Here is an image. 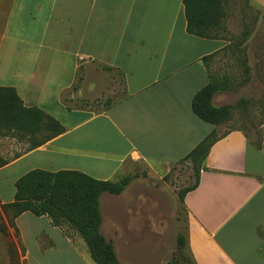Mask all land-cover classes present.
Returning a JSON list of instances; mask_svg holds the SVG:
<instances>
[{
	"label": "crops",
	"instance_id": "0c3cea01",
	"mask_svg": "<svg viewBox=\"0 0 264 264\" xmlns=\"http://www.w3.org/2000/svg\"><path fill=\"white\" fill-rule=\"evenodd\" d=\"M248 2L264 11V0ZM238 12L239 36L231 35L237 15L228 9L221 37L201 39L187 33L183 0H10L0 34V87L15 88L26 106L65 130L0 174L77 170L111 182L135 176L122 194L102 195L115 199L108 224L102 215V234L121 264H166L173 250L165 246L162 209L174 190L164 178L215 130L197 188L179 199L188 250L196 264H264V26L255 17L259 24L249 25L245 8ZM105 69L119 73L122 94L95 107L116 93ZM211 77L228 86L213 105L232 107L230 121L216 127L192 110ZM140 169L163 186H143ZM138 185L155 196L139 197ZM14 195H0L1 203ZM16 223L28 264H96L77 233L63 234L47 217L24 213ZM41 233L49 247H42L43 236L37 240ZM153 233L160 243L142 252Z\"/></svg>",
	"mask_w": 264,
	"mask_h": 264
},
{
	"label": "trees",
	"instance_id": "16d2710c",
	"mask_svg": "<svg viewBox=\"0 0 264 264\" xmlns=\"http://www.w3.org/2000/svg\"><path fill=\"white\" fill-rule=\"evenodd\" d=\"M248 1V0H247ZM229 0H183L187 33L201 39H219L224 29ZM228 89L220 79L211 77L192 100L193 113L214 127L230 121L232 107H215L213 98ZM243 100L238 102V105ZM62 124L38 107L26 106L13 87H0V137L12 135L28 143L34 150L64 132ZM218 140L216 131L206 136L185 158L196 170L193 186L179 192V199L196 189L200 168L211 147ZM8 163L1 164L0 168ZM134 176L118 182L95 179L77 170L46 171L35 169L20 177L15 183L13 202L4 207L18 218L24 213L47 217L60 231L64 226L77 233L85 242L96 264H121L114 245L102 234L101 197L122 194ZM65 234L63 231H61ZM176 254L166 264H196L187 247L185 235H179ZM182 260V261H180Z\"/></svg>",
	"mask_w": 264,
	"mask_h": 264
},
{
	"label": "rangeland",
	"instance_id": "374dc122",
	"mask_svg": "<svg viewBox=\"0 0 264 264\" xmlns=\"http://www.w3.org/2000/svg\"><path fill=\"white\" fill-rule=\"evenodd\" d=\"M235 5L232 4L231 0L229 1V5L227 11L231 12L232 10L236 12L235 20L231 21L229 26L232 28L231 35L232 37H237L240 35L241 28L237 31V27L243 24L240 18L241 15L238 12L239 8H245V12L249 14V25H252L254 22L259 24L257 21H254V17L258 19L261 26H264V11L257 8L255 5H252L246 0H235ZM9 2L6 1V4L0 8V34L2 32L4 21L6 14L9 10ZM247 10V11H246ZM107 70L105 72L109 73L110 78L113 80V84L115 86V94H108L107 97L102 99L100 103H94L95 107H100L101 105H108L114 99L121 97L122 94V80L119 73L114 70ZM241 101V100H240ZM236 125V124H235ZM233 127L234 124L228 126ZM218 136V135H217ZM29 152L28 143L26 141L18 140L12 135L7 137H0V165L6 163H11L16 158L20 157ZM4 167V166H3ZM2 168V167H1ZM0 168V169H1ZM198 166H194L190 160H182L172 168L170 173L164 178V181L172 186L174 193L167 192L166 200L169 202V206L162 209V215L166 220L167 231L165 233V246L170 250H173L172 257L169 261L172 260L173 255L176 254L177 251V240L179 235H185L186 226H187V214L182 206L181 202H179V192L187 189L194 185L196 181V170ZM24 172H10L9 174H0V195L3 199H9L10 196L15 191L14 182L16 179L20 178V175H23ZM135 177V176H134ZM137 177L140 178V182L149 186L158 182L159 185L163 186L161 181H157L156 177L152 176L148 170H139ZM156 185V184H155ZM143 186L134 187V191L136 195L142 197L146 200H151L155 194L154 190L150 188H146ZM150 187V186H149ZM140 199V198H139ZM111 200H115L112 196L106 195L101 200V214L103 215L104 222L108 224L110 222L111 215V205L109 202ZM9 204V203H7ZM7 204H2L0 201V264H28L27 262V253H28V245L24 242L22 230L17 225V218L15 219L12 211L6 207ZM150 227L156 226V222H150ZM158 228H161L160 224ZM67 235H73V231L69 230L68 227L64 226L62 230ZM105 233L107 231L105 230ZM46 236L45 233H41L40 236ZM41 237L42 247H49L50 242L45 238ZM153 233L148 235V239L141 242L142 252L146 250L151 251L152 246L160 243V239L158 236ZM140 243V242H139ZM141 246H139L141 248ZM144 254V253H143ZM168 261V262H169ZM182 261V260H180ZM167 262V263H168ZM186 264V262H185Z\"/></svg>",
	"mask_w": 264,
	"mask_h": 264
}]
</instances>
